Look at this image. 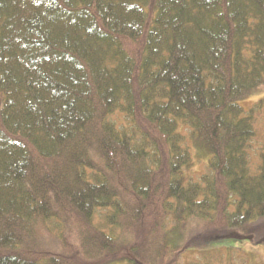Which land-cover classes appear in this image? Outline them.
I'll list each match as a JSON object with an SVG mask.
<instances>
[{"label":"trees","instance_id":"1","mask_svg":"<svg viewBox=\"0 0 264 264\" xmlns=\"http://www.w3.org/2000/svg\"><path fill=\"white\" fill-rule=\"evenodd\" d=\"M261 88L264 0H0V264H179L257 242L264 95L241 102ZM198 221L211 230L186 236Z\"/></svg>","mask_w":264,"mask_h":264},{"label":"rangeland","instance_id":"2","mask_svg":"<svg viewBox=\"0 0 264 264\" xmlns=\"http://www.w3.org/2000/svg\"><path fill=\"white\" fill-rule=\"evenodd\" d=\"M263 95L264 88H261L255 94L241 102V106L245 110L254 108L259 98ZM111 119L115 121L116 117L114 116ZM254 127L255 136L251 140L249 147L250 161L253 167L260 163V150H262V147L264 146V111H256L254 114ZM185 134L186 140L189 142V152L194 162L192 169L187 171L186 176L193 181H197L201 175L208 173L206 158L201 154L198 155V152H196L192 146L190 139L188 140L189 137L187 130L185 131ZM263 222L264 219L260 224ZM256 224L258 225V223ZM209 225L210 224L206 221L191 222L186 228V236L191 237L209 231L211 230ZM215 227L217 228V226ZM253 231L255 237L258 239L257 242L254 241V239H251L250 241L242 239L236 242L229 240L228 243L226 242V244L218 246L216 243L213 244L210 242L207 244H201L198 249H193L192 251L183 254L182 258L179 260V264H188L190 262L202 264L205 261H209L213 264H264V224H262L260 228H258V226L255 227ZM61 234H58L59 240H64L61 245L64 243L72 244L75 241L76 237L74 236L73 230H68L64 235ZM128 240L130 245H128L127 248H122V252L127 253L128 256H132L131 252H135L136 247H139L142 243L140 241L137 242V238L134 236H128ZM53 242V239L49 241L51 247L54 246ZM111 260L118 262V260L114 258Z\"/></svg>","mask_w":264,"mask_h":264}]
</instances>
